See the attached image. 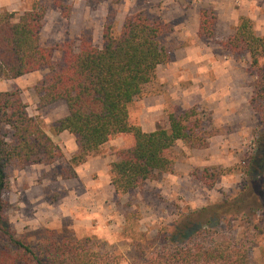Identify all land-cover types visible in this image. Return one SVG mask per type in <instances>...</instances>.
<instances>
[{
  "label": "rangeland",
  "instance_id": "rangeland-1",
  "mask_svg": "<svg viewBox=\"0 0 264 264\" xmlns=\"http://www.w3.org/2000/svg\"><path fill=\"white\" fill-rule=\"evenodd\" d=\"M62 2L65 9L56 0H0V13L44 9L41 43L53 48L55 62L64 59L59 46L77 41L82 32L101 46L104 23L112 12L117 32L127 15L138 12L167 23L171 30L163 42L172 60L158 66L157 79L130 109L143 129L152 131L169 126V113L180 115L197 106L209 146L189 148L179 142L167 153L176 161L171 173L118 195L111 184L110 162L130 139L111 140L84 163L70 166L79 142L67 131H54L68 113L66 103L44 104L38 93L50 71L0 80V91L18 90L29 115L64 154L53 163L9 166L11 189L4 196L17 236L34 245L48 237L87 238L93 249L111 257L112 264H148L191 242L195 233V241L205 245L217 237L230 238L245 246L251 262L264 264V101L260 113L252 105L256 77L249 54L224 47L240 16H248L256 33L264 35V0ZM202 7L218 15L216 35L210 39L198 36ZM73 170L76 176L64 178Z\"/></svg>",
  "mask_w": 264,
  "mask_h": 264
},
{
  "label": "trees",
  "instance_id": "trees-1",
  "mask_svg": "<svg viewBox=\"0 0 264 264\" xmlns=\"http://www.w3.org/2000/svg\"><path fill=\"white\" fill-rule=\"evenodd\" d=\"M56 5L65 9L62 0H56ZM44 18L45 10L38 8L0 13V80L43 69L50 71L38 93L44 104L60 100L66 103L68 113L57 121L54 131H67L79 142V151L69 160L70 166L84 163L111 140L130 139V145L117 149L115 160L110 162L111 184L115 193L122 195L158 175L171 173L176 161L167 153L179 142L189 148L209 146V135L197 106L180 115L169 113V126L152 131H145L130 109L144 88L157 79L158 66L172 60V52L163 42L171 30L167 23L138 12L127 15L117 32L112 12L104 23L101 46L82 32L77 41L59 46L64 59L55 62L53 48L41 43ZM217 21L214 9L202 7L198 36L213 38ZM224 47L232 53L249 54L256 77L252 105L261 113L264 35L256 33L248 16H240ZM58 159H64L62 150L39 121L29 115L19 91H0V264H112L111 257L93 249L90 239L69 237L60 241L48 237L34 245L18 237L12 228L7 218L10 203L4 196L11 189L9 166L53 163ZM252 164L249 175L253 174ZM74 176L73 170L64 178ZM195 237L193 233L191 242L168 250L148 264H254L245 246L230 238L217 237L205 245Z\"/></svg>",
  "mask_w": 264,
  "mask_h": 264
}]
</instances>
